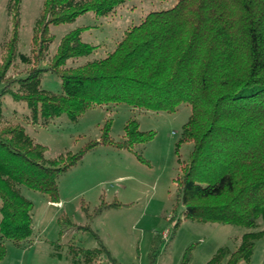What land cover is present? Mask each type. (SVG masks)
Listing matches in <instances>:
<instances>
[{"label":"trees","instance_id":"16d2710c","mask_svg":"<svg viewBox=\"0 0 264 264\" xmlns=\"http://www.w3.org/2000/svg\"><path fill=\"white\" fill-rule=\"evenodd\" d=\"M129 1L45 0L34 36L36 62L53 41L50 26L73 23L87 13L109 17ZM19 3L12 0L15 24L0 60V84L8 79L17 55ZM82 32L78 29L63 37L46 69L61 77L60 94L39 89L46 71L39 68L19 80L20 92L5 89L3 94L11 92L15 100L27 103L34 123L63 114L76 122L89 109L113 104L168 113L191 106L181 142L192 143L193 150L177 181L178 203L193 221L256 228L264 220V0H178L173 8L151 12L140 25L127 30L106 58L67 68L70 60L89 57L96 49L82 41ZM19 60L29 63L26 55H19ZM110 130L111 122H107L99 141L61 155L47 166V148L36 143L23 126L0 128L2 239L21 243L33 236L34 205L22 195L21 186L57 204L60 176L89 152L100 145L132 150L154 138L153 132H141L134 120L127 123L122 142H114ZM120 206L102 199L92 211L82 206V212L93 220ZM77 228L91 232L98 248L80 249L72 255L74 264H100L104 254L116 262L90 227ZM263 237L264 231L245 234L234 252L222 248L207 264H222L226 259V264L249 262ZM6 253L0 243V263ZM190 256L188 249L183 264H188Z\"/></svg>","mask_w":264,"mask_h":264},{"label":"rangeland","instance_id":"374dc122","mask_svg":"<svg viewBox=\"0 0 264 264\" xmlns=\"http://www.w3.org/2000/svg\"><path fill=\"white\" fill-rule=\"evenodd\" d=\"M177 2L132 0L109 17L87 13L73 23L50 26L53 41L36 62L34 36L44 14L45 0H20L17 55L6 74L8 79L0 84V128L7 124L23 126L36 143L47 148V166L61 155L77 153L88 143L99 141L107 122H111L110 137L114 142L124 140L125 127L131 120L138 122L141 132H153L154 138L132 150L100 145L89 152L77 166L60 176L57 204L48 196L21 186L22 195L34 205L33 236L16 243L0 235V243L7 250L0 264H74L72 255L80 249L98 248L93 234L79 230V226L90 227L116 261H110L104 254L100 264H183L188 249L191 250L188 264H207L222 248L234 252L245 234L264 231L263 219L256 228L248 229L186 218L184 207L177 200V181L193 150L192 143L181 142L183 126L192 114L191 106L182 105L176 112L168 113L113 104L89 109L76 122L63 114L34 123L27 103L15 100L11 92L3 94L5 89L20 92V79L37 68L48 69L67 34L81 29L82 41L96 47L89 57L67 63V68L80 67L106 58L115 51L127 30L140 25L151 12L169 10ZM11 7L12 0H0V60L13 36L15 21ZM19 55L28 56L29 63H22ZM38 87L50 94H60L62 79L46 70ZM102 199L121 206L89 220L82 206L87 205L92 211ZM168 231L170 236L165 241L163 236ZM57 245L61 249H54ZM226 263L227 259L222 264ZM240 264H264V237L256 242L251 260Z\"/></svg>","mask_w":264,"mask_h":264},{"label":"built area","instance_id":"2783aa9c","mask_svg":"<svg viewBox=\"0 0 264 264\" xmlns=\"http://www.w3.org/2000/svg\"><path fill=\"white\" fill-rule=\"evenodd\" d=\"M169 236H170V232L168 231L163 236L164 237V240L167 241L169 239Z\"/></svg>","mask_w":264,"mask_h":264}]
</instances>
